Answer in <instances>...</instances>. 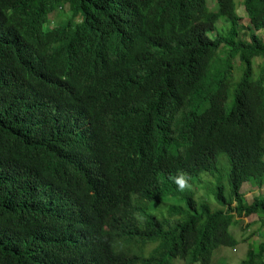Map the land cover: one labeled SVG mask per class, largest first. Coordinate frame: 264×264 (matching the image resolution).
<instances>
[{"label":"trees","instance_id":"obj_1","mask_svg":"<svg viewBox=\"0 0 264 264\" xmlns=\"http://www.w3.org/2000/svg\"><path fill=\"white\" fill-rule=\"evenodd\" d=\"M215 4L0 0V264H226L212 258L239 245L231 225L264 219V197L241 193L264 186V0L241 1L248 39L234 0ZM220 16L228 27L211 37ZM233 57L243 74L225 113L213 65ZM220 153L230 193L219 185L212 208L191 179ZM165 198L190 213L169 229L147 212ZM240 264H264V242Z\"/></svg>","mask_w":264,"mask_h":264},{"label":"rangeland","instance_id":"obj_2","mask_svg":"<svg viewBox=\"0 0 264 264\" xmlns=\"http://www.w3.org/2000/svg\"><path fill=\"white\" fill-rule=\"evenodd\" d=\"M242 0H234L236 13L241 17V31L240 37L248 39L249 31L246 29L245 25L249 23V19L245 14L243 5L241 4ZM208 7L210 11L216 10L215 0H207ZM49 26L57 25V22L61 19H67L70 16L67 8L65 7L62 10L56 11ZM228 27V23L225 21V17L220 16L216 21V31L210 32V36L214 37L217 32H223L225 28ZM257 35L264 38V29L258 30ZM226 47H221L219 50V55L222 60L226 59ZM258 59V58H257ZM254 59L252 61V66L254 69V74L256 76V64L258 61ZM261 61V59H258ZM216 65H213V86L215 81L221 78H227L228 80V89L227 97L224 103L225 113H229L233 105V95L234 90L238 83L242 79L243 66L240 63L238 58H232L231 61L226 63H220L218 58L216 60ZM213 86L207 90V93H202L199 101L205 99L212 91ZM192 111L198 112L196 108H190L185 110L184 113H191ZM230 170V165L228 157L225 153H220L217 157V170L212 174H207L203 172L198 177L191 179V181H196L191 189L194 190L195 198L198 201H205L210 203L212 208H218L219 205L215 199V193L219 185L224 187L226 195L230 193V183L228 179V174ZM198 180V181H197ZM241 193L244 195L245 201L251 202L253 198L257 195L264 197V186L261 188H256L250 184V182H244L241 186ZM172 201H175L172 199ZM168 198H165L161 203H147L148 209L147 212L156 215L157 217L164 220L165 228H173V226L181 221H184L189 213L187 204L184 202L181 203H167ZM142 204H144L142 202ZM177 208L175 213H172L170 209L172 207ZM257 214H251L249 216L243 217L239 220L238 224H233L230 227V233L238 240L239 245L235 248L230 247H221L217 249L213 255L212 263H226V264H240L241 261L246 259L248 246H252L257 250V246L264 242V219ZM262 219V220H261ZM152 246L147 247V251H150ZM172 264H191L189 261H183L179 259L172 260ZM200 264V263H195Z\"/></svg>","mask_w":264,"mask_h":264},{"label":"clouds","instance_id":"obj_3","mask_svg":"<svg viewBox=\"0 0 264 264\" xmlns=\"http://www.w3.org/2000/svg\"><path fill=\"white\" fill-rule=\"evenodd\" d=\"M174 183L177 184L178 190L186 191L190 189L191 177L187 173H180L178 177H171Z\"/></svg>","mask_w":264,"mask_h":264}]
</instances>
